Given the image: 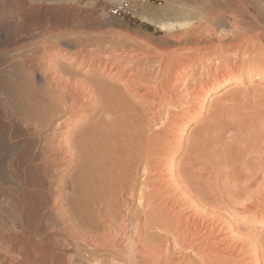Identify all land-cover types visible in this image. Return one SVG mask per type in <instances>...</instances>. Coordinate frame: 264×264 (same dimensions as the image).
<instances>
[{
    "label": "bare ground",
    "instance_id": "6f19581e",
    "mask_svg": "<svg viewBox=\"0 0 264 264\" xmlns=\"http://www.w3.org/2000/svg\"><path fill=\"white\" fill-rule=\"evenodd\" d=\"M258 1L264 3V0H253L256 10L260 9ZM168 8L166 14H141L142 19L162 31H178V40L192 41V44L177 45L178 51L187 48V53H159L141 45L138 49L118 50L120 53L116 56L115 51L107 52L104 57L103 51L107 50L104 47L103 51L96 48L86 54L78 47L67 53L61 46L48 47L44 42L39 52L27 51L16 58L20 59L25 75V82L12 84L16 105L25 116L45 122L47 135L43 157L46 164L61 176L75 166V177L71 178L75 181L73 185L84 202L92 198L97 204L96 217L87 225L88 229L79 233L81 242L88 248L103 253L93 264H243L236 261L238 259L220 256L219 246L211 243L216 225L214 222L209 225L206 214L196 208L207 201L206 195H201V190L199 198L194 199L195 195L190 192L201 180L202 172L209 170L218 178L219 175L225 178L222 184L225 190L218 187L220 205L225 208L234 203L250 188L249 178L242 180L241 163L243 165L244 161L239 162L235 153H227L223 148L220 156L228 171L221 174L216 152L209 150V144L197 143L185 148L183 158L177 163L175 155L182 151V144L175 141L176 134L172 132L184 121L173 107H165L167 102L178 103L186 95L206 100L210 77L205 78L206 82L200 83L201 89H198L196 83L183 80L186 73L195 67L198 59L204 64L206 55H213L215 58H211L209 64L218 63L213 82L219 80L220 62L225 53L232 51L236 58L250 39L240 30L242 19L233 20L224 14L225 18L213 16L211 10L208 15L191 18L184 7L170 5ZM204 11L202 13H207ZM30 21V17H22L23 29L30 27ZM14 34L15 30L10 31L11 39ZM237 39L241 43H226ZM194 53L198 54L195 57L198 59H193ZM58 58L64 65L58 63ZM225 59V62L232 60L231 57ZM151 62H157L155 68L146 65ZM236 67H227V72ZM209 73L207 71L206 76ZM34 75H38L39 84L34 81ZM189 103L185 105L192 106ZM84 121L85 124L76 129ZM242 122L228 124L225 132L234 133L230 132L227 138L239 133L236 130L244 127ZM252 146L253 152H259L263 159L264 137ZM196 166L201 169H195ZM60 194L51 196V204L64 213ZM251 194L247 208L255 206L256 195ZM255 204L258 207L259 204ZM120 209H124L121 217L118 215V210L122 213ZM130 227L132 232H129ZM227 254L235 255L234 249H229Z\"/></svg>",
    "mask_w": 264,
    "mask_h": 264
},
{
    "label": "rangeland",
    "instance_id": "374dc122",
    "mask_svg": "<svg viewBox=\"0 0 264 264\" xmlns=\"http://www.w3.org/2000/svg\"><path fill=\"white\" fill-rule=\"evenodd\" d=\"M252 1L0 0V264H93L94 259L103 254L88 248L80 240L81 233L89 228V223L96 217L97 204L92 198H88L85 203L73 185L75 181L71 178L75 177V166H72L65 176L49 168L43 157V144L47 135L45 122L29 118L17 108L12 84L25 82L24 72L22 73L20 68L21 61L16 59L18 54L27 51L39 52L44 42L48 47L61 46L67 53L78 47L83 49L85 54L95 51L96 48L102 50L104 47L107 50L105 53L102 50L103 56L111 51H115L116 56L126 47L127 50L144 47L159 53H187V48L179 50L180 52L177 50L179 43L192 44V41L178 40V31H162L142 19V15L156 16L168 13L170 5L184 7L186 15L189 14L191 18L200 17V14L208 15L211 10L210 15L213 11V16L221 15L225 18L227 15L226 18L233 20L242 19L239 21L240 30L250 39L241 48L242 52L238 53L239 58H235L232 51L225 53L223 62H220L223 72L219 71L221 77L215 82L213 80L217 73L214 71L218 63L209 64L215 56L206 55L204 65L199 63V59L195 58L198 54L194 53L193 59H198V62L186 73L183 80L196 83L199 89L200 83L206 82L204 79L210 77L206 100L200 99L201 97L196 100L186 95L178 103L167 102L165 109L173 107L172 110L180 114L182 122L184 121L183 124L176 125L175 132H172L176 134L175 141L182 144L183 153L180 151L175 155L177 163L183 158L185 148H192L197 143L209 144V150L216 152L215 156L220 160L218 168L221 167V174L228 171L227 168L224 169L226 162L224 163L220 156L224 152L223 148H226L227 153H235L233 155L239 162L244 161L243 165L241 163L242 180L248 177L250 188L234 203L225 208L220 205L218 199L221 192L218 187H221V191L225 190L222 185L225 178L222 175L218 178L209 170L202 172L199 178L201 180L190 193L195 195L194 199L199 198L201 190V195H206L207 201L196 208L200 213L206 214L209 225L213 222L218 225L215 226L218 230L211 236V243L219 246L221 257L238 259L236 261H242L243 264H264V158L261 159L259 152L254 153L252 146L253 142L264 137L257 135L264 134V3L258 1L260 9L256 10ZM211 6L215 10L209 8ZM203 10L207 13H202ZM22 17L31 18V25L26 26L27 30L21 25ZM13 30L15 34L11 39L9 33ZM144 41H147L146 44ZM231 42L241 43V40L226 41ZM228 57L232 60L225 62ZM58 59V63L62 64V59ZM155 63L157 64L151 62L146 65L155 68ZM231 66L238 67L227 72V67L232 68ZM154 68L153 72L156 71ZM206 70L210 72L209 76H206ZM34 76V81L39 84L38 75ZM241 121L244 127L236 130L239 133L232 134L233 137L227 138V135L233 132H225L228 124ZM82 124L84 125L85 121L76 129H80ZM207 133L209 134L206 136ZM200 167L196 166L195 169H201ZM198 177L199 175H196L197 179ZM251 193L257 196L253 201L255 206L247 208V199ZM58 194L62 196L64 213L51 204V196ZM255 203L259 204L258 207ZM135 208L134 205L133 210ZM123 210L120 209L122 213L118 210L119 217L124 215ZM132 231L130 227L129 232ZM231 248L234 249L235 255L227 254Z\"/></svg>",
    "mask_w": 264,
    "mask_h": 264
},
{
    "label": "built area",
    "instance_id": "2783aa9c",
    "mask_svg": "<svg viewBox=\"0 0 264 264\" xmlns=\"http://www.w3.org/2000/svg\"><path fill=\"white\" fill-rule=\"evenodd\" d=\"M117 10H115V12H116Z\"/></svg>",
    "mask_w": 264,
    "mask_h": 264
}]
</instances>
